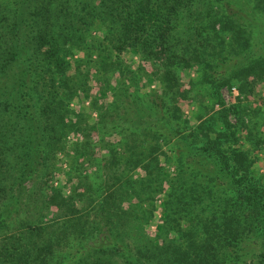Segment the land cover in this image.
<instances>
[{"label": "trees", "instance_id": "obj_1", "mask_svg": "<svg viewBox=\"0 0 264 264\" xmlns=\"http://www.w3.org/2000/svg\"><path fill=\"white\" fill-rule=\"evenodd\" d=\"M263 12L264 0H0V264H263L264 220L259 232L252 220L264 214V184L228 121L231 113L242 125L245 107L229 111L218 99L222 85L236 82L247 95L261 81L264 57L250 54L248 43ZM96 23L105 31L95 45ZM96 48L98 98L109 93L102 75L129 72L111 51L129 50L153 65L162 88L148 95L149 109L125 86L111 89L91 124L68 107L78 90H90L87 56ZM78 49L85 58L73 59L70 72ZM191 60L214 92L208 100L220 106H203L193 125L175 102L186 97L176 73ZM229 60L227 77L215 78ZM87 126L121 134L122 150L108 152L102 165L113 171L112 183L97 194L99 185L71 170L68 194L48 185L44 201L26 210L33 215L20 220V192L47 176L48 151ZM80 147L74 166L78 157L89 160ZM157 194L161 221L151 238L143 226ZM46 207L59 216L43 223Z\"/></svg>", "mask_w": 264, "mask_h": 264}, {"label": "rangeland", "instance_id": "obj_2", "mask_svg": "<svg viewBox=\"0 0 264 264\" xmlns=\"http://www.w3.org/2000/svg\"><path fill=\"white\" fill-rule=\"evenodd\" d=\"M91 29L90 34L91 37H93V43L96 45V39L103 38L105 28L103 25L100 24V26H98L96 23L91 26ZM249 30V53L254 56L264 57V12L257 16L255 24H251ZM224 35L229 34H223V37L225 38ZM233 38L234 39L230 41V45H232L233 40H235V42L238 41L237 36H234ZM88 45L92 46V43H88ZM99 48H96L92 54L87 56L91 57L92 60L90 63L92 66L89 72L91 75L87 81L90 90H88V93H81L78 90L74 96L68 98V107L72 109L73 112L79 111L82 117L85 118L86 123L91 124L97 117L99 107L110 101L111 96H109V93L111 92V89L115 87L124 88L125 86L126 91L131 94L130 97L134 98L137 104L145 109H149L150 100H148V95L153 93L159 94L160 89L162 88L161 84L152 76L153 65L149 61L141 59L138 54L131 53L129 50H123L118 53V55L115 54L114 51H111L110 55L114 57L116 56L117 60L125 64V68L129 72H127V74L119 75L118 72L114 70L112 74L102 75L103 79H107V81L110 82L108 84L109 88H107L109 93H106L102 98H98V85L94 81L93 65L98 59L95 53H97V51L99 52ZM179 48L184 47L179 45ZM73 53L74 55H72L69 60L70 72L76 70L73 68V59L75 60L78 58L80 60L81 58H85L84 52L81 49H78ZM231 62L232 61L229 60L225 65L216 67L217 73H214V77L219 79L227 77L231 70V67H228L232 64ZM197 67L195 61L191 60L189 68L181 69L176 73L178 79L177 90L182 91L186 97L185 99L176 98L175 102L181 110L182 118L188 119L192 125L195 122L193 118L194 115L201 110L203 111V106L212 107L213 110L220 108L219 103L216 101L210 102L208 100L214 95V92L209 86L200 81L199 76L201 73H199L200 71ZM136 70H138L139 73ZM227 86L228 84H225L219 88L220 96L218 99L221 100L224 107L229 106V111H236L239 105L245 107V111L241 115L242 125L236 122L231 113L228 114V121L232 125L231 129L234 128L235 130L236 145L246 153V156L250 160L252 175L264 184V73L261 81L256 82L252 92L247 95L239 94L236 89V82L235 84H231L230 87ZM123 99L124 98L121 95L118 97V100ZM91 103H95V106H92ZM68 117L73 118L74 116L70 114ZM216 121H219V119L216 118ZM97 126L99 127V125ZM88 127L89 126L76 132H67L61 139L60 146L54 150L48 151V157H45L47 176L43 177L42 180H35L28 189L20 192L22 194L20 195L22 208V213L19 215L20 220L29 219V217L33 215L27 214L26 210L31 207L34 208V205L38 204L40 201H44L48 185L49 187H60L62 188L61 193L63 195L68 194L72 182H74V180H70L69 178V176H71V170L75 172V175H83L85 176L84 178L87 177L94 187L99 185L100 192L95 190L97 194H101L103 182H105V186H109L112 183L113 171L102 165L104 158H106L110 152H114V150H117L118 148L119 150L121 149V134L114 131L110 132V134H105L100 128L89 129L87 131ZM81 144L87 147L86 151H90V154L86 155L89 157V160H85L84 157H78L76 160L77 166H74L72 163L73 157L76 155V151L81 148ZM227 144L230 145V143L227 142L224 146ZM162 149L166 151L165 146L162 147ZM168 169L172 171V166L168 167ZM138 173L141 175L142 171L138 169ZM17 185L19 184H16L15 186ZM20 185L25 186V182L21 181ZM161 197V194L154 196L152 218L148 224L143 226L145 235L151 238L156 236L157 226L161 221ZM131 202L133 203L134 201L131 200ZM142 205H144V203ZM40 213H43V217L38 216V220H43V223L54 220L59 216L58 214H54V210L50 207L48 209L47 207L43 208ZM263 220V213L257 220H252V223L256 225L253 227L258 232L262 230L261 226ZM40 236L42 237L44 235L41 234ZM256 245L254 253H259L262 245L259 243H256ZM253 247H255V245H253ZM262 252H264V250ZM244 261L246 262L243 264H249L247 260ZM250 264L252 263L250 262ZM253 264H257L256 259Z\"/></svg>", "mask_w": 264, "mask_h": 264}]
</instances>
